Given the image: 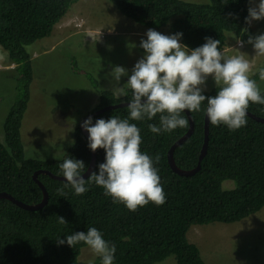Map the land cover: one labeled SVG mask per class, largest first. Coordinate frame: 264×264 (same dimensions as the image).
Wrapping results in <instances>:
<instances>
[{
    "label": "trees",
    "instance_id": "trees-1",
    "mask_svg": "<svg viewBox=\"0 0 264 264\" xmlns=\"http://www.w3.org/2000/svg\"><path fill=\"white\" fill-rule=\"evenodd\" d=\"M73 1L0 0V48L7 54L8 63L15 65L12 78L16 91L2 125L11 152L0 143V193L27 205L42 199V191L32 179L35 172L48 171L63 177L59 166L66 155L83 161L86 169L90 161L88 140L79 129L82 119L73 129V146L60 159L25 158L20 134L32 82L31 54L27 48L51 35ZM108 2L119 14L143 28H168L170 35L182 33L180 42L189 50L202 46L206 37L220 40L219 48L223 51L229 36L245 42L249 35L256 36L246 22L248 9L252 7L250 0ZM137 50L144 53L139 45ZM70 67L98 89L97 82L77 67L75 59H71ZM258 77L256 74L251 79L256 81ZM218 90L219 86H215L202 94L210 97ZM98 91V104L86 115L131 99L130 90L127 97H116L108 90ZM261 92L264 94V88ZM204 107L206 102L201 112L190 113L193 131L173 150L174 164L181 170H191L197 165L204 142ZM247 112L264 118V105L250 103ZM128 115L127 106H123L93 114L91 118L94 124L100 118ZM130 122L140 128L141 151L159 157L155 167L166 194L165 204L149 203L131 212L123 204H114L94 183L87 185L89 190L83 195H76L71 188L61 195L57 189L65 181L38 173L36 180L47 193L43 207L28 211L0 199V264H78L80 252L87 246L80 243L71 248L67 243L58 245L56 239L86 232L89 227L97 228L116 245L114 264H156L170 256L175 264H204L199 249L187 238L190 227L232 224L264 207V123L247 116L246 126L229 131L226 126L214 127L208 121L207 144L199 170L191 176H179L169 167L167 152L187 132L189 122L187 127L160 134H153L148 128L150 123L159 126V115L151 121L145 118ZM104 159V150L98 149L89 175L98 173V165ZM58 217H63L66 224L59 223ZM94 264H100L98 257Z\"/></svg>",
    "mask_w": 264,
    "mask_h": 264
},
{
    "label": "clouds",
    "instance_id": "clouds-1",
    "mask_svg": "<svg viewBox=\"0 0 264 264\" xmlns=\"http://www.w3.org/2000/svg\"><path fill=\"white\" fill-rule=\"evenodd\" d=\"M261 19H264V0H259L257 7L248 9L246 22ZM145 35L146 39L139 45L144 55L135 63L131 75L121 66L113 67L109 73L115 81L114 95L127 97L131 91L128 117L100 118L94 124L89 117L82 123L81 127L88 133V148L92 152L104 150L105 159L98 165V173L93 172L85 180L82 178L85 163L66 155L59 166L65 181L57 189L61 195L66 194L64 190L68 188L76 195H83L89 190L87 185L94 183L114 204H123L131 212L149 203L162 206L166 194L155 167L159 157L153 158L141 151L140 128L130 121L145 118L151 121L159 115V126L150 123L149 130L153 134L171 132L187 127L184 113H199L206 102L203 111L212 126H226L229 131H236L247 125L250 103L264 105V94L250 78L251 63L244 54L226 56L219 48L220 40L210 37L205 38L202 46L189 50L180 42L182 33L164 35L148 29ZM235 40L240 47L245 43L252 45L256 56H264V34L249 35L246 42L240 37ZM259 75L264 80V69ZM125 76H128L127 83L117 87L121 77ZM209 76L219 90L214 96L206 97L202 93ZM0 143L11 152L2 135ZM70 143L74 144V141ZM40 158L44 159L42 155ZM58 222L66 224L63 217H58ZM56 242L58 245L67 243L71 248L82 243L100 259V264H114L116 245L106 240L95 227L72 233L64 239L59 237Z\"/></svg>",
    "mask_w": 264,
    "mask_h": 264
},
{
    "label": "rangeland",
    "instance_id": "rangeland-1",
    "mask_svg": "<svg viewBox=\"0 0 264 264\" xmlns=\"http://www.w3.org/2000/svg\"><path fill=\"white\" fill-rule=\"evenodd\" d=\"M258 4L259 0H254L252 7ZM250 26L256 36L264 34V19L251 21ZM147 30L119 14L108 0H74L51 35L28 46L32 82L20 128L25 158L60 159L73 146L70 143L74 141L73 129L97 106L98 90L114 94L115 81L109 75L112 68L124 67L130 76L135 63L143 57L137 46L146 39ZM155 31L170 35L168 28ZM223 52L226 56L244 54L251 63L250 78L264 69V56H256L250 44L240 47L231 36ZM71 59L92 76L98 89L71 70ZM14 67L0 48V135L3 137L4 117L16 94ZM127 80L128 76L121 77L116 86L122 87ZM256 82L262 90L264 80L260 75ZM215 86L209 76L205 91ZM187 238L199 249L204 264H264V207L232 224L194 225L188 230ZM96 257L85 247L78 264H94ZM156 264H175V261L170 256Z\"/></svg>",
    "mask_w": 264,
    "mask_h": 264
},
{
    "label": "water",
    "instance_id": "water-1",
    "mask_svg": "<svg viewBox=\"0 0 264 264\" xmlns=\"http://www.w3.org/2000/svg\"><path fill=\"white\" fill-rule=\"evenodd\" d=\"M127 103L128 102H124V103H119V104L112 105V106H106V107H104V108H102V109H100L98 111H94L93 113L85 115L82 118L81 122H80L79 129L82 131V133L84 134V136L88 140V133L86 131H84L83 128L81 127L82 123L85 120H87L93 114H97V113H100V112H103V111L115 109V108H118V107L127 106ZM185 115L187 116V119H188V122H189L188 130L180 139H178L175 143H173V145H171V147L169 148V150L167 152V162L169 164V167L171 168V170L173 172H175L179 176H191L196 171L199 170L200 160H201V158L203 157V155L205 153L206 144H207V135H208V119H207V116L204 115V142H203V145H202V148H201V151H200V155H199L196 167L194 169L187 170V171L186 170H181L178 167H176V165L174 164L173 157H172L173 150L176 147H178L181 143H183L186 139H188L189 136L191 135L192 131H193V121L191 119L190 113L185 112ZM247 116L253 118L254 120H256V121H258L260 123H264V118L255 117V116H253L252 114H250L248 112H247ZM94 161H95V152L91 151L89 165H88V168L86 169V171L83 173L82 178H86L91 173V171H92V169L94 167ZM38 173H44V174L48 175L51 179H54V180L64 181V177L55 176V175L49 173L48 171H41V172L38 171V172H35L33 174L32 179L37 183V185L39 186V188L42 191V199H41V201L39 203L34 204V205H27V204H24V203H22L20 201L15 200L14 198H12L10 195H8L6 193H0V199H6V200L10 201L11 203L15 204L17 207H19L21 209H24V210H28V211L37 210V209L43 207L45 205L46 201H47V193H46L43 185L36 180V175Z\"/></svg>",
    "mask_w": 264,
    "mask_h": 264
}]
</instances>
